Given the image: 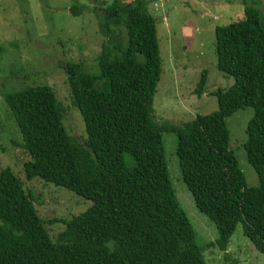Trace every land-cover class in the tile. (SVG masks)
Listing matches in <instances>:
<instances>
[{"label":"trees","instance_id":"16d2710c","mask_svg":"<svg viewBox=\"0 0 264 264\" xmlns=\"http://www.w3.org/2000/svg\"><path fill=\"white\" fill-rule=\"evenodd\" d=\"M150 2L100 1L97 70L74 61L58 65L85 137L83 128L76 136L64 125L69 107L51 87L1 94L20 134L10 142L30 157L25 179L71 190L91 205L69 219H44L25 182L1 167L0 264H207L204 247L225 251L239 223L264 254V9L241 0L242 18L214 28L217 68L233 84L213 92L218 109L174 124L153 116L162 58ZM83 6L72 5L71 13ZM206 76L203 70L198 96ZM246 106L253 110L244 143L258 179L253 187L229 147L225 121ZM163 133L176 135L182 181L217 229L205 246L170 181Z\"/></svg>","mask_w":264,"mask_h":264},{"label":"rangeland","instance_id":"374dc122","mask_svg":"<svg viewBox=\"0 0 264 264\" xmlns=\"http://www.w3.org/2000/svg\"><path fill=\"white\" fill-rule=\"evenodd\" d=\"M102 0H0V168L9 166L25 182L35 197V208L44 219H69L91 205V201L71 190L45 183L39 179L26 180L23 164L29 155L11 140L20 141V134L4 101L3 92H16L29 85L51 87L66 109L65 123L72 133L80 136L85 125L80 112L70 104L66 75L58 66L67 61L81 62L97 70L96 57L102 36L98 31L96 7ZM264 9V0L258 4ZM154 0L149 11L156 20V30L162 72L153 98V116L157 121L182 124L198 114L218 109L217 89H228L233 78L217 68L214 48L216 26L230 25L242 18L241 0ZM84 4L80 14L73 15L71 6ZM165 16V18H164ZM183 26H186L182 29ZM206 70V83L200 96L195 88L201 72ZM72 107V108H71ZM253 110L246 106L226 118L229 147L234 152L247 186H257V175L247 162L244 143L246 128ZM66 126V127H67ZM16 128V129H15ZM68 128V127H67ZM66 128V130H67ZM17 130V131H16ZM70 130V128H68ZM67 130V131H68ZM69 132V131H68ZM165 160L176 196L191 221L200 246L217 238L214 223L194 204L182 181L176 155L174 133H163ZM62 228H50L53 234ZM207 264H264V254L243 235L239 223L225 251L204 247Z\"/></svg>","mask_w":264,"mask_h":264},{"label":"crops","instance_id":"0c3cea01","mask_svg":"<svg viewBox=\"0 0 264 264\" xmlns=\"http://www.w3.org/2000/svg\"><path fill=\"white\" fill-rule=\"evenodd\" d=\"M151 1H152V0H151ZM160 1H163V0H160ZM154 2H157L158 7H159V6H162V2H161L160 4L158 3V0H154ZM154 2H153V3H154ZM164 18H165V16H164ZM185 27H186V26H183L182 29H184Z\"/></svg>","mask_w":264,"mask_h":264},{"label":"built area","instance_id":"2783aa9c","mask_svg":"<svg viewBox=\"0 0 264 264\" xmlns=\"http://www.w3.org/2000/svg\"><path fill=\"white\" fill-rule=\"evenodd\" d=\"M153 5H154L155 9H157V7H158L157 2H154Z\"/></svg>","mask_w":264,"mask_h":264}]
</instances>
